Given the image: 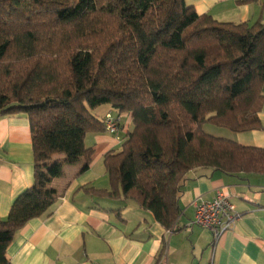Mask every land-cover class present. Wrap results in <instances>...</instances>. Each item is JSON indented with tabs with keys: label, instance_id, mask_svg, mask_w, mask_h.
Listing matches in <instances>:
<instances>
[{
	"label": "trees",
	"instance_id": "trees-1",
	"mask_svg": "<svg viewBox=\"0 0 264 264\" xmlns=\"http://www.w3.org/2000/svg\"><path fill=\"white\" fill-rule=\"evenodd\" d=\"M106 105L133 128L104 157L111 189L86 193L175 230L191 171L264 175V149L203 130L263 129L264 20L219 22L186 0H0V116H28L35 156V185L0 218V264H12L21 229L51 214L65 166L90 169L85 140L107 132L94 115Z\"/></svg>",
	"mask_w": 264,
	"mask_h": 264
},
{
	"label": "crops",
	"instance_id": "crops-1",
	"mask_svg": "<svg viewBox=\"0 0 264 264\" xmlns=\"http://www.w3.org/2000/svg\"><path fill=\"white\" fill-rule=\"evenodd\" d=\"M241 1L186 0V4L199 15H210L219 22L253 25L264 20V0L250 4ZM109 113L117 115L112 107L106 115ZM259 117L262 130L233 133L222 129V136L243 146L264 149V106ZM132 128L131 115L126 114L121 115L118 136L106 132L86 137V147L94 150L90 169L79 175L81 163L65 166L63 176L52 185L61 198L50 215L30 221L16 234L7 251L11 263L264 264V175L191 171L182 187L181 214L173 231L162 227L136 203L86 193V188L111 189L104 157L108 152L122 151ZM34 185L29 118L25 114L0 116V218L7 219L17 198ZM224 187L242 217L213 245L210 231L192 226L193 203L199 198L212 201L217 190ZM119 209L121 217L114 213Z\"/></svg>",
	"mask_w": 264,
	"mask_h": 264
},
{
	"label": "built area",
	"instance_id": "built-area-1",
	"mask_svg": "<svg viewBox=\"0 0 264 264\" xmlns=\"http://www.w3.org/2000/svg\"><path fill=\"white\" fill-rule=\"evenodd\" d=\"M107 133L118 136L121 129V117L107 114L104 118ZM195 217L192 226L206 229L211 232L214 244L219 242L222 236L232 231L236 223L242 217L237 206L232 202L231 193L227 188L217 190L212 201L197 199L193 203Z\"/></svg>",
	"mask_w": 264,
	"mask_h": 264
},
{
	"label": "rangeland",
	"instance_id": "rangeland-1",
	"mask_svg": "<svg viewBox=\"0 0 264 264\" xmlns=\"http://www.w3.org/2000/svg\"><path fill=\"white\" fill-rule=\"evenodd\" d=\"M110 106L109 105H106V106H103V107H101V108H99L98 110V112L96 113V116L98 117V118H101L102 119V117L104 116V115H106V113L111 109V107L109 108ZM109 108V109H108ZM108 109V110H107ZM107 116V115H106ZM203 130L205 131V133L206 134H208V135H211V136H214V137H217V138H224L223 136H222V133L221 132H223L222 131V129L221 128H219V127H217V126H215V125H213V124H205L204 126H203ZM226 130V129H225Z\"/></svg>",
	"mask_w": 264,
	"mask_h": 264
}]
</instances>
